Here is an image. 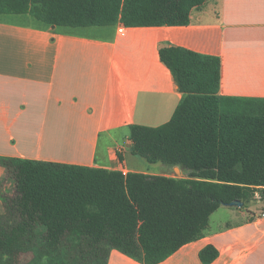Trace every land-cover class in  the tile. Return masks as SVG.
<instances>
[{"label":"trees","instance_id":"trees-1","mask_svg":"<svg viewBox=\"0 0 264 264\" xmlns=\"http://www.w3.org/2000/svg\"><path fill=\"white\" fill-rule=\"evenodd\" d=\"M208 0H0V14L49 26L185 27ZM161 62L183 99L172 119L134 125L133 154L182 177L123 175L85 166L0 156V264H108L112 250L160 264L205 236L222 206L264 203V99L219 96L221 60L165 47ZM10 179L14 194L1 189ZM219 256L200 252L203 264Z\"/></svg>","mask_w":264,"mask_h":264},{"label":"crops","instance_id":"crops-1","mask_svg":"<svg viewBox=\"0 0 264 264\" xmlns=\"http://www.w3.org/2000/svg\"><path fill=\"white\" fill-rule=\"evenodd\" d=\"M0 14V156L125 174L178 176L133 154L131 127L167 124L183 99L160 50L221 60L219 96L264 99V0H208L185 27L70 28ZM145 160V159H144ZM180 174L182 171L180 170ZM0 166V181L5 177ZM14 194L8 179L1 189ZM264 264V203L222 206L205 236L160 264ZM17 253L15 264H29ZM108 264H142L112 250Z\"/></svg>","mask_w":264,"mask_h":264},{"label":"water","instance_id":"water-1","mask_svg":"<svg viewBox=\"0 0 264 264\" xmlns=\"http://www.w3.org/2000/svg\"><path fill=\"white\" fill-rule=\"evenodd\" d=\"M175 171L178 173L179 177H182V174H180V169L179 168H175ZM227 206L242 208L243 207V203H241V202H232V203H230Z\"/></svg>","mask_w":264,"mask_h":264},{"label":"built area","instance_id":"built-area-1","mask_svg":"<svg viewBox=\"0 0 264 264\" xmlns=\"http://www.w3.org/2000/svg\"><path fill=\"white\" fill-rule=\"evenodd\" d=\"M118 33L120 35H125V33H126V26H124L123 24H119L118 25ZM123 175H127V174L123 173Z\"/></svg>","mask_w":264,"mask_h":264},{"label":"rangeland","instance_id":"rangeland-1","mask_svg":"<svg viewBox=\"0 0 264 264\" xmlns=\"http://www.w3.org/2000/svg\"><path fill=\"white\" fill-rule=\"evenodd\" d=\"M34 21H36V20H34ZM142 161H143V163L147 166V167H153L151 164H149L146 160H144V159H142ZM258 199V201H261L262 202V200H260V197L259 198H257ZM253 204H255V203H253Z\"/></svg>","mask_w":264,"mask_h":264}]
</instances>
